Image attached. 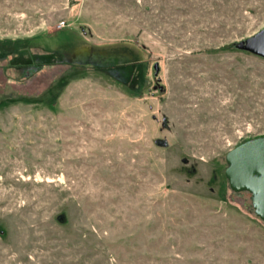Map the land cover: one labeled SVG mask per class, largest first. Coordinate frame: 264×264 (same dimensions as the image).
<instances>
[{
	"label": "rangeland",
	"instance_id": "1",
	"mask_svg": "<svg viewBox=\"0 0 264 264\" xmlns=\"http://www.w3.org/2000/svg\"><path fill=\"white\" fill-rule=\"evenodd\" d=\"M263 28L264 0H0V45L41 63L0 58V264H264L224 176L264 136V59L232 46Z\"/></svg>",
	"mask_w": 264,
	"mask_h": 264
},
{
	"label": "water",
	"instance_id": "2",
	"mask_svg": "<svg viewBox=\"0 0 264 264\" xmlns=\"http://www.w3.org/2000/svg\"><path fill=\"white\" fill-rule=\"evenodd\" d=\"M236 47L264 59V28ZM155 145L165 147L167 143L157 139ZM225 162L224 176L229 189L248 192L254 214L264 221V136L240 143L226 153Z\"/></svg>",
	"mask_w": 264,
	"mask_h": 264
},
{
	"label": "trees",
	"instance_id": "3",
	"mask_svg": "<svg viewBox=\"0 0 264 264\" xmlns=\"http://www.w3.org/2000/svg\"><path fill=\"white\" fill-rule=\"evenodd\" d=\"M35 41V40H34ZM33 40H26V41H5L3 43H1L0 45V58L2 59H5L8 55L10 54H14L15 57L13 59V66H18V67H24V68H27L29 67L31 64H35V67L38 65H41L40 61H35L37 60V58L35 56L31 57L30 53H29V47L30 46H36L37 44L34 43ZM7 44V45H5ZM12 44V46L10 45ZM236 44L235 43L234 45H232L233 47H235L236 49H238L236 47ZM10 46V47H8ZM47 55H44V61L43 62H47L48 63H51V62H58L61 57H56L53 52H50V50L48 49H45L43 48ZM238 50H241V49H238ZM244 51V50H243ZM27 53V55L29 56V60L28 61H24V59L22 57H24V54ZM86 55L82 56L80 60H78L80 62L79 63H74V66H79L81 67V65H87L88 64V61H95L97 63V70L102 72V73H109V71H112L113 68H120V67H123V66H126L130 69V74L129 76H131V73H134V70H136L137 72V76H138V87L136 90H132L129 86V84L127 83H124V82H121L120 81L119 83L125 87L127 90H129L130 92H133V93H140L144 87L147 85V81H146V77H145V72H143V65L142 63H140L139 61H136L134 62L133 64H130V61H127V60H119V58L117 57H106V58H103V57H99L100 54L96 55L97 53L96 52H93V51H90V53H85ZM80 58V57H79ZM34 59L35 63L32 61ZM22 60V61H20ZM63 60V59H61ZM33 63H32V62ZM64 61V60H63ZM60 62V61H59ZM77 62V61H75ZM126 62V63H125ZM112 68V69H111ZM122 69V68H121ZM145 69H146V66H145ZM154 71L156 70V68H153ZM102 70H106L107 72H104ZM126 71V69H125ZM129 72L127 71L126 74H128ZM129 80V79H128ZM128 85V86H126ZM46 96H48V104H52L54 103L55 101V94H53V88L52 89H49L46 94ZM55 98V99H54ZM7 101H1L0 102V106L2 104H6Z\"/></svg>",
	"mask_w": 264,
	"mask_h": 264
},
{
	"label": "built area",
	"instance_id": "4",
	"mask_svg": "<svg viewBox=\"0 0 264 264\" xmlns=\"http://www.w3.org/2000/svg\"><path fill=\"white\" fill-rule=\"evenodd\" d=\"M63 26V23L60 24V27Z\"/></svg>",
	"mask_w": 264,
	"mask_h": 264
}]
</instances>
